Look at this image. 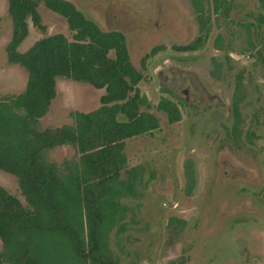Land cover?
Here are the masks:
<instances>
[{
    "label": "rangeland",
    "instance_id": "374dc122",
    "mask_svg": "<svg viewBox=\"0 0 264 264\" xmlns=\"http://www.w3.org/2000/svg\"><path fill=\"white\" fill-rule=\"evenodd\" d=\"M70 2L100 29L122 32L130 62L142 75L137 88L159 123L150 134L124 142L126 166L140 165L142 173L136 196L120 200L127 207L124 230L113 227L107 235L116 264H264V0H231L227 15L211 12L212 0H202L207 32L198 49L184 52L174 46L198 34L190 0ZM6 8L0 0V96L19 93L26 78L6 59ZM36 10L45 30L27 19L18 51L45 35L71 39L63 17L41 0ZM156 46L161 48L141 61ZM101 94L87 83L55 78L39 127L71 124L70 113L95 109ZM161 97L177 105L179 120L169 123L155 108ZM75 156L67 145L46 153L59 167ZM0 186L25 205L14 175L0 170ZM57 248L53 262L69 264L64 248Z\"/></svg>",
    "mask_w": 264,
    "mask_h": 264
},
{
    "label": "trees",
    "instance_id": "16d2710c",
    "mask_svg": "<svg viewBox=\"0 0 264 264\" xmlns=\"http://www.w3.org/2000/svg\"><path fill=\"white\" fill-rule=\"evenodd\" d=\"M41 1L64 18L71 39L61 33L45 35L18 51L27 19L45 30L36 10L39 0H6L11 20L6 59L22 67L26 78L19 93L0 96V170L16 177L25 205L0 186V264H58L51 251L58 252L59 246L69 264H116L107 235L113 227L115 232L124 230L127 207L120 200L136 196L142 173L140 165L126 166L124 142L156 130L158 118L147 111L149 103L137 88L142 75L130 62L122 32L100 29L70 1ZM230 1L212 0L211 12L227 15ZM190 3L198 34L175 45L177 51L198 49L208 29L202 0ZM160 48L153 47L141 61ZM57 77L101 89L99 106L73 111L71 124L41 128L38 120L55 95ZM239 87L236 81L231 98L234 127ZM155 108L169 123L180 118L177 105L167 98L161 97ZM61 145L72 147L76 156L59 167L46 153Z\"/></svg>",
    "mask_w": 264,
    "mask_h": 264
},
{
    "label": "flooded vegetation",
    "instance_id": "af4514ba",
    "mask_svg": "<svg viewBox=\"0 0 264 264\" xmlns=\"http://www.w3.org/2000/svg\"><path fill=\"white\" fill-rule=\"evenodd\" d=\"M17 65V64H16ZM184 101L186 102V99H184Z\"/></svg>",
    "mask_w": 264,
    "mask_h": 264
},
{
    "label": "crops",
    "instance_id": "0c3cea01",
    "mask_svg": "<svg viewBox=\"0 0 264 264\" xmlns=\"http://www.w3.org/2000/svg\"><path fill=\"white\" fill-rule=\"evenodd\" d=\"M67 1H70V0H67ZM72 3V2H71ZM73 4V3H72Z\"/></svg>",
    "mask_w": 264,
    "mask_h": 264
}]
</instances>
